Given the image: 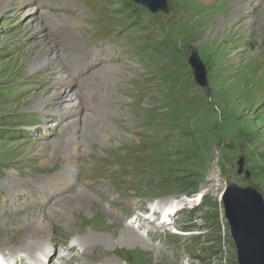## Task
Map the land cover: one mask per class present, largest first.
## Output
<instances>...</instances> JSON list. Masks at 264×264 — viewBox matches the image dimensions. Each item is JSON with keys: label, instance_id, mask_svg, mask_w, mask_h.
I'll use <instances>...</instances> for the list:
<instances>
[{"label": "rangeland", "instance_id": "374dc122", "mask_svg": "<svg viewBox=\"0 0 264 264\" xmlns=\"http://www.w3.org/2000/svg\"><path fill=\"white\" fill-rule=\"evenodd\" d=\"M50 1L56 5L0 0V237L21 231L24 218L51 207L80 180L102 200L95 197V203L105 209L112 203L126 224L137 216L146 218V207L153 203L166 206L168 200L182 199L183 207L170 215L171 225L143 223V239L147 229L168 234L167 240L147 241L148 264H238L223 214V191L231 185L251 187L264 201V26L247 25V31L242 25L258 14L255 0L238 14L226 9L229 28L216 33V24L223 20V8L218 7L226 0H217L218 6H210L214 0H165L166 10L156 13L133 0ZM32 7L65 19L61 24L46 23L45 28L57 46L71 53L69 60L77 44L83 52L101 51V61L86 73L111 65L124 73L90 82L102 94L96 97L103 98L95 106L90 102L95 92H88L93 125L101 133L116 134L92 149L84 157L88 163L65 182L55 183L62 169L60 157L42 163L51 145H40L59 143L63 131L55 124L72 117L62 115L63 105L32 108L54 80L50 67L32 70L30 65L39 52L31 22L37 11ZM112 52L116 58L108 57ZM193 53L205 68L204 86L195 82L188 64ZM68 63H63L66 72ZM70 89L66 85L62 93ZM85 159L79 158V163ZM241 159L243 170L238 174ZM88 207L69 228L54 223L49 252L56 262L59 255L69 264L105 261L92 252L82 253L79 246L73 253L67 250L89 231L83 226L92 217ZM65 216L72 221L71 215ZM133 226L136 230L137 224ZM19 244L0 245V255L5 251L13 254L10 260L26 257L18 252Z\"/></svg>", "mask_w": 264, "mask_h": 264}, {"label": "bare ground", "instance_id": "6f19581e", "mask_svg": "<svg viewBox=\"0 0 264 264\" xmlns=\"http://www.w3.org/2000/svg\"><path fill=\"white\" fill-rule=\"evenodd\" d=\"M1 1L5 4V2H8L9 0ZM42 1L45 3H51V7L56 5L54 1ZM216 1L217 0H214V3L210 4V6H214V4L218 6ZM250 1L251 0L222 1L218 8H223V11L220 10V15L223 16V20L216 24L215 33L222 32L223 30L229 28L231 19L230 15L227 16L224 14L226 13V9H229L230 11L233 10L235 11V14H238L244 8L248 7ZM255 3L257 8L256 11L259 12L258 14L249 17L243 22L242 25L246 27V30L247 25L249 26L251 24L257 23L258 25L261 24L264 26V0H255ZM32 8L37 11L33 14L31 22L34 23L33 34L37 39L39 52L30 65L32 70L50 67L54 71V80L50 83L47 95L43 98L34 100L32 103V108L34 110L41 111L40 108L44 104L48 105L49 103L53 106L63 105V107L60 109L62 115L72 117L67 118L63 124H55L60 126L63 131V137L59 143L49 142L50 144H48L47 142H42L40 145L43 149L45 146L51 145V149L47 153L46 158L43 159L42 163L48 164L50 160L54 159L56 156L60 157L62 169L60 173L56 175L55 183L65 182L73 175L78 167L88 163L84 157H86V155L89 153H92V149L105 141L109 142V137L116 134L115 130H110L107 133H101L99 132L98 128H95L96 126L93 125V122L96 121L94 119L95 117L89 114L87 111V107L90 106V104L87 102L89 98L88 92L94 91V88L92 87L93 83L90 82H97L98 78L104 77V75L118 76L120 78V76L124 75V73L120 66L115 65L108 66L107 68L103 67L102 69L96 68L93 72L86 73L92 67H95L96 63L101 61L99 59L102 53L96 49H88V52H85L84 55L89 54L88 56H90V54H92V59H94L95 56V58L99 61L95 59L97 62H93L91 64L88 62V66L85 69L78 67H76L77 69H72L70 64H72L77 59V57H79L78 55L82 53V45L80 46L77 44L75 48L71 50V52H75L72 55V58L69 60L68 58L70 57L71 53L61 49L60 46H57L46 33L47 30L45 28V26H47L45 25L46 23L61 24L65 22V19L61 20L59 16L52 15L47 10L38 12L36 7ZM252 9L254 10V8ZM68 22L71 21L68 20ZM76 22L80 24L79 21L76 20L75 23ZM240 28L241 27L237 28V30ZM261 29L262 28L260 27L258 31ZM84 55H82L79 60H86L85 57H83ZM108 57L116 58V55L112 52ZM64 62L65 64L69 62L67 68H69L70 71L68 70V72H66V69L63 67ZM66 85L72 86L73 89H70L68 94L64 95V92L62 93V89ZM76 86L78 89L77 91L74 89ZM94 92L95 93L91 95H95V100L91 101L90 99V102L95 106H99L103 98L99 99L100 97H96V94H101L100 91ZM66 102H69L72 105H67ZM99 108L100 107H98V110H100ZM94 111H96V109H94ZM79 158L85 159V163H83V161L79 163ZM70 182L71 181H69V183ZM16 186L17 185L13 187L15 188L14 190H16ZM95 197L98 198L95 194L89 192L79 180V183L71 193L63 194L55 198L56 201L51 207H48L44 211L34 213L33 216H27L24 218L21 222V227L19 226L21 231L11 233L10 235L4 237L1 236L0 245L6 246L10 243H20V249L18 252L20 251L25 253L26 257L20 256L14 260H10L8 258L13 257V254L11 256H7L5 251H3L0 255V264H69L65 261L66 258L63 256L59 255L58 260L60 262H56L55 257L50 256L49 246L52 242V239L54 238V225H56L54 223L62 222L63 228H69L72 224H74L73 222L80 211L86 208V204L89 206L88 208L91 211L92 217L85 221L83 226L89 231L86 232V236L83 237L84 240L77 239V241L75 243L73 242L71 246L67 248V250L73 253L74 250L79 246L83 249L82 253L89 254L90 256L92 252L99 260H101V258H105V261L101 264H121V261L125 262V264H148L150 250L146 245L147 241L154 242L155 239L164 241L167 240L168 234H159L157 230L154 231L152 229L146 228V239H143V237L139 234L141 229H145L146 225H143V223L152 226L154 223L150 224V222L157 220L158 225L156 224V227H163L167 224L171 225L173 223L172 219H170L171 213L177 210V206L179 207V205L183 203L181 198H176V200H168L166 206H164L165 204L153 203L149 207H146V211L148 212V215H145L146 218L136 215L137 217L134 218L133 222L126 224L123 221V214L117 210L114 211L111 205L112 203L105 204L108 209L107 210L93 201V198ZM100 201L102 202V200ZM66 214L72 216V221L65 219ZM157 216L158 219L156 218ZM107 219L110 222H107ZM133 224H137L136 230L134 229ZM6 232H9V230H6ZM91 232L95 233V235H90ZM96 232L99 234H96ZM105 233H108V235H105ZM34 238L36 241H34ZM43 241L47 243L46 247L44 246ZM88 244H90V246ZM95 250H98L99 253H96ZM86 254L85 256H87ZM89 256L87 257L89 258ZM94 256L92 255L91 258ZM132 256H135V260L133 261L131 260ZM86 258L82 259L86 260ZM159 264H166V261H160Z\"/></svg>", "mask_w": 264, "mask_h": 264}, {"label": "water", "instance_id": "95a60500", "mask_svg": "<svg viewBox=\"0 0 264 264\" xmlns=\"http://www.w3.org/2000/svg\"><path fill=\"white\" fill-rule=\"evenodd\" d=\"M151 13L166 10L165 0H133ZM193 69L194 80L206 84L205 68L193 53L188 60ZM243 170V160L238 162V174ZM248 176V172H245ZM223 214L229 226L238 264H264V201L253 188L227 187L221 196Z\"/></svg>", "mask_w": 264, "mask_h": 264}]
</instances>
